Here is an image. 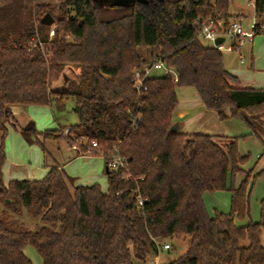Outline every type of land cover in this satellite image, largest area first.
<instances>
[{
	"label": "trees",
	"instance_id": "trees-1",
	"mask_svg": "<svg viewBox=\"0 0 264 264\" xmlns=\"http://www.w3.org/2000/svg\"><path fill=\"white\" fill-rule=\"evenodd\" d=\"M232 2L0 0V264H33L24 253L28 245L44 264H147L158 245L180 236L190 238L189 247L167 264H264V218L253 222L250 206L264 170L252 177L242 168L249 155L239 152L236 137L170 130L176 89L189 87L220 121L241 120L258 137L253 121L264 116V88L242 86L223 52L199 38L198 20L229 25ZM47 13L55 19L52 38L41 23ZM255 14L260 34L264 0L255 1ZM140 49H149V58ZM158 60L177 81L172 73L149 75L146 89L137 91L135 72ZM66 68L77 73L53 87ZM69 101L78 123L67 136L61 129H21L44 154L45 177L6 184L12 107L64 111ZM63 141L79 149L60 161L51 147L59 153ZM85 142L98 148L89 151ZM115 150L129 169H111L104 160L106 191L76 185L64 169L73 158ZM238 176L244 179L237 185ZM217 191L231 193L230 212L210 216L203 196ZM23 208L41 222L34 231L14 220Z\"/></svg>",
	"mask_w": 264,
	"mask_h": 264
},
{
	"label": "rangeland",
	"instance_id": "rangeland-1",
	"mask_svg": "<svg viewBox=\"0 0 264 264\" xmlns=\"http://www.w3.org/2000/svg\"><path fill=\"white\" fill-rule=\"evenodd\" d=\"M230 12L233 16L243 14V17L245 18L243 26L246 29H248L253 23L252 16L254 15V6L253 3L249 4L247 0H233L230 7ZM61 16L62 14L60 12H55L56 19L60 18ZM263 37L264 30L262 33L254 36L253 39H247L246 44L242 48L241 55L236 52H223L224 64L228 69L232 71H250L252 75L251 78L249 81L244 80L243 82L246 81V83L249 84L257 83L258 86L259 84L264 86V65L260 64L262 67L258 69V67L255 65L253 66V61L257 53L262 58V62L264 63V43H260L264 41ZM251 45H254L253 52ZM140 52L145 58H149V49H140ZM241 57L244 58L243 64L240 61ZM256 68L259 71H257ZM76 73L77 71L75 69L66 68L61 75L52 79V86L56 87L61 85L64 81L73 78ZM256 74H258V76H256ZM150 75L160 76L163 75V72L160 70H152ZM185 89H188L185 91H190L192 97L195 98V100L199 99V95L194 88L188 87ZM181 91L183 92V90ZM181 91H179V98L182 97ZM73 106L74 103L69 101L66 103V109L64 111H57L49 106L12 107L10 120L12 121L13 117L15 116L17 126L15 127L11 125V121L9 122L8 134L5 141L7 169H9V171L22 173L24 178L38 180L43 179L45 177L46 170L44 167L42 150L38 144L30 143L26 139L22 130L27 128L28 123H32L33 128L38 131L60 128L62 133L66 136V133L64 132L65 128H70L71 126L78 123L76 115L72 112ZM17 108H26V111L19 118L13 112ZM234 120L239 121L236 123H238V125H240L243 130L235 131V129H229L230 134L232 137L239 139V152L244 155H249L247 163L243 165L242 168L247 173H252V177H254L264 170V116H260L253 121L258 137L254 135L251 129L247 127L241 120ZM58 145L60 148L59 157L61 160L67 159L72 155L74 150L70 149L65 141L60 142ZM51 149V151L56 155L58 152L57 147L54 145L51 147ZM104 164V158L100 154H95L89 156L88 158H78L74 160L67 167V172H69V174L74 177H78L79 179L95 181L101 186L103 191H106L107 183L104 175ZM243 179L244 176H238L236 179V184H240ZM203 199L210 216H214L215 212L226 214L230 212L231 193L229 191H217L213 193L207 192L204 194ZM263 201L264 174L257 177L250 195L251 219L253 222H260L262 218H264V211L262 210ZM13 217L16 224L23 225L25 228L31 231H34L38 228V226L41 225L40 220L30 216L24 208L21 214L15 215ZM189 243L190 238L187 236L172 237L163 242L161 244L162 246L164 244H169L171 249L160 251L158 260L159 264H167L183 255L187 251ZM24 253L33 264H44L37 249L33 246H26L24 248ZM155 257L156 256L150 257L148 262H153Z\"/></svg>",
	"mask_w": 264,
	"mask_h": 264
},
{
	"label": "built area",
	"instance_id": "built-area-1",
	"mask_svg": "<svg viewBox=\"0 0 264 264\" xmlns=\"http://www.w3.org/2000/svg\"><path fill=\"white\" fill-rule=\"evenodd\" d=\"M249 4L253 3L254 6V15L252 16L253 23L250 25L248 29L244 28L243 24L245 22V18L243 14H238L233 16L228 26L224 24L221 19H210L209 21L202 22L200 20L197 21V26H199V38L206 43L221 52H236L241 55L242 48L246 44L247 39H253L254 36L258 33V25L256 22V14H255V1L256 0H247ZM49 37L52 38L55 35V24L50 26ZM261 30H264V22L261 25ZM218 38H223V42L220 44H216V40ZM41 45V43H40ZM244 58L241 57V63H244ZM152 70H160L164 75L172 73L174 76V81H177V75L173 73L170 69L165 67L160 60H158L155 64L151 66H146L143 70H137L134 74L135 77V88L137 91L145 90L146 86L144 85V77L149 76ZM64 132L66 136L70 132V128H65ZM87 150L96 151L98 148L97 142H92L91 145L86 144ZM74 151L79 149V144L73 146ZM100 154L104 160L108 162V166L111 169L127 172L129 169V161L126 157H123L119 154L117 150L114 153L105 155L103 152H97ZM138 203L140 206L144 204V201L141 198H138ZM158 245V244H157ZM171 246L169 244L158 245V254L156 255L153 262H148L147 264H159V253L162 250H170Z\"/></svg>",
	"mask_w": 264,
	"mask_h": 264
},
{
	"label": "crops",
	"instance_id": "crops-1",
	"mask_svg": "<svg viewBox=\"0 0 264 264\" xmlns=\"http://www.w3.org/2000/svg\"><path fill=\"white\" fill-rule=\"evenodd\" d=\"M254 41H253V43H254ZM260 43H264V41L260 42ZM256 45H257V43H256ZM251 49L253 52L254 45H251ZM252 57H254V56H252ZM260 64L264 65V63L262 62V58L256 53V57L254 58V61H253V66L255 65L256 67H258V69H260V67H262V66H260ZM258 69H257V71H259ZM228 71L240 79L242 86L253 87V88H264V86H262L261 84H259V86H258L257 83L256 84L246 83V81H249V79L252 76L250 71H242V70L232 71L230 69H228ZM256 76H258V74H256ZM244 80H246V81L243 82ZM181 90H183V92ZM185 90H188V89H185L182 87H178L176 89L177 96H178V106L174 112V123L179 124V126H180V129L178 130L179 132L187 133V134L201 133V134H207V135H212V136H224V137H227V139H231V138H235V137H232V135L230 134L231 129H235V131L236 130H243V128L240 127V125H238V123H236L239 121H235L232 118H229L225 121H220L218 118L217 112L207 110L204 107V105L202 104L200 98L198 100H195V98L192 97L190 91H185ZM179 91H181V93H182L181 98H179V95H180ZM25 111H26V108L25 109L17 108L13 112L19 118V117H21V115ZM11 123L16 125L15 116L13 117V120L11 121ZM32 125H33L32 123H28V126L25 129H35V128H33ZM7 127H9V123H7ZM226 140H224V141H226ZM42 155H43L44 167L46 170L45 175H46L48 172V168L45 166V157H44L43 152H42ZM55 156L58 160L62 161L59 157V153H57ZM88 157L89 156H79V157H76V158H73L71 160L66 161V163L64 164L65 171L67 172V167L74 160H76L78 158H88ZM67 174L70 175L71 177H74L71 174H69V172H67ZM3 175H4V181L6 184L12 180H25V179L38 180V179L24 178V175L22 173L9 171V169H7V162L3 168ZM104 175H105V179H106V183H107L105 164H104ZM74 178L76 179V185L90 186L93 184H97L95 181H92V180L87 181L84 179H79L78 177H74ZM39 180H41V179H39Z\"/></svg>",
	"mask_w": 264,
	"mask_h": 264
},
{
	"label": "water",
	"instance_id": "water-1",
	"mask_svg": "<svg viewBox=\"0 0 264 264\" xmlns=\"http://www.w3.org/2000/svg\"><path fill=\"white\" fill-rule=\"evenodd\" d=\"M100 1L102 4L106 5V6H111V5H121V6H129L131 5L135 0H98ZM55 19L54 17L47 13L46 15H44L41 19V23L42 25L46 26V27H50L54 24ZM221 42H223V38H218L216 40V44H220ZM180 129V126L178 123H174L171 127V131L175 132L178 131Z\"/></svg>",
	"mask_w": 264,
	"mask_h": 264
}]
</instances>
